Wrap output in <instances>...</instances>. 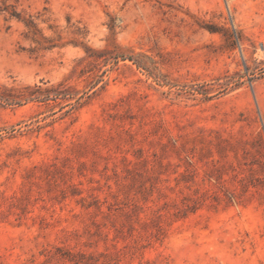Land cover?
<instances>
[{
    "label": "rangeland",
    "instance_id": "374dc122",
    "mask_svg": "<svg viewBox=\"0 0 264 264\" xmlns=\"http://www.w3.org/2000/svg\"><path fill=\"white\" fill-rule=\"evenodd\" d=\"M0 264H264V0H0Z\"/></svg>",
    "mask_w": 264,
    "mask_h": 264
}]
</instances>
